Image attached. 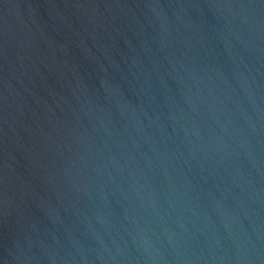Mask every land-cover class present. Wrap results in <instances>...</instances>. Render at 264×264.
I'll use <instances>...</instances> for the list:
<instances>
[{
  "label": "water",
  "instance_id": "obj_1",
  "mask_svg": "<svg viewBox=\"0 0 264 264\" xmlns=\"http://www.w3.org/2000/svg\"><path fill=\"white\" fill-rule=\"evenodd\" d=\"M0 264H264V0H0Z\"/></svg>",
  "mask_w": 264,
  "mask_h": 264
}]
</instances>
